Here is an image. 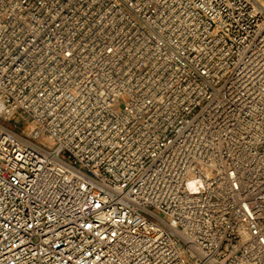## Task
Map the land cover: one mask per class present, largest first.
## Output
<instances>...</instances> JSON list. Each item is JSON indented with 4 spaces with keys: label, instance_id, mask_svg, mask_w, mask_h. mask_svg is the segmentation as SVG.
<instances>
[{
    "label": "built area",
    "instance_id": "2783aa9c",
    "mask_svg": "<svg viewBox=\"0 0 264 264\" xmlns=\"http://www.w3.org/2000/svg\"><path fill=\"white\" fill-rule=\"evenodd\" d=\"M0 264H264V0H0Z\"/></svg>",
    "mask_w": 264,
    "mask_h": 264
},
{
    "label": "bare ground",
    "instance_id": "6f19581e",
    "mask_svg": "<svg viewBox=\"0 0 264 264\" xmlns=\"http://www.w3.org/2000/svg\"><path fill=\"white\" fill-rule=\"evenodd\" d=\"M31 129L29 128V129H27V131H30Z\"/></svg>",
    "mask_w": 264,
    "mask_h": 264
},
{
    "label": "rangeland",
    "instance_id": "374dc122",
    "mask_svg": "<svg viewBox=\"0 0 264 264\" xmlns=\"http://www.w3.org/2000/svg\"><path fill=\"white\" fill-rule=\"evenodd\" d=\"M8 127V126H7Z\"/></svg>",
    "mask_w": 264,
    "mask_h": 264
}]
</instances>
